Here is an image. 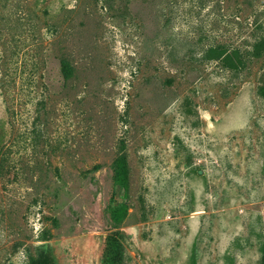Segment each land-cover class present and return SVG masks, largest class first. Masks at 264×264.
I'll return each instance as SVG.
<instances>
[{
	"label": "rangeland",
	"instance_id": "1",
	"mask_svg": "<svg viewBox=\"0 0 264 264\" xmlns=\"http://www.w3.org/2000/svg\"><path fill=\"white\" fill-rule=\"evenodd\" d=\"M263 85L264 0H0V264H263Z\"/></svg>",
	"mask_w": 264,
	"mask_h": 264
},
{
	"label": "trees",
	"instance_id": "2",
	"mask_svg": "<svg viewBox=\"0 0 264 264\" xmlns=\"http://www.w3.org/2000/svg\"><path fill=\"white\" fill-rule=\"evenodd\" d=\"M261 45H262V43H259V44L254 46L253 55L259 54V50H260ZM62 69H63V73H64L65 77H70L72 75V67L66 61H63ZM261 87H264V85ZM32 258H33V264H44L45 259H44V255L42 253H40L36 257H32Z\"/></svg>",
	"mask_w": 264,
	"mask_h": 264
}]
</instances>
